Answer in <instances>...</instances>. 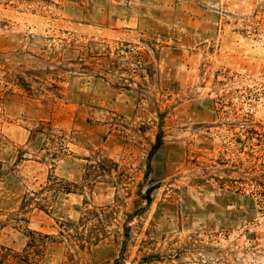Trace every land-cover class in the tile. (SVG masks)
Returning <instances> with one entry per match:
<instances>
[{"label":"rangeland","instance_id":"rangeland-1","mask_svg":"<svg viewBox=\"0 0 264 264\" xmlns=\"http://www.w3.org/2000/svg\"><path fill=\"white\" fill-rule=\"evenodd\" d=\"M0 264H264V0H0Z\"/></svg>","mask_w":264,"mask_h":264},{"label":"trees","instance_id":"trees-1","mask_svg":"<svg viewBox=\"0 0 264 264\" xmlns=\"http://www.w3.org/2000/svg\"><path fill=\"white\" fill-rule=\"evenodd\" d=\"M78 59H80V57H78ZM37 132L45 135L46 139L48 141L54 139V136L52 135V129H51L50 123H45V124L41 123L40 129ZM41 190L48 191V192L52 193V199H49L47 197L40 198V196H41L40 193H37V194H33V197H31V198L26 196L24 199V202H25L24 205L34 203L38 208L44 209V208L48 207L51 200L53 201L55 198H57L58 194L69 193V190H68V188H66V185L63 183V181H61V180H59L53 176H49L47 184ZM41 205H43V206H41ZM29 235L39 236V234L34 233V232H29Z\"/></svg>","mask_w":264,"mask_h":264}]
</instances>
